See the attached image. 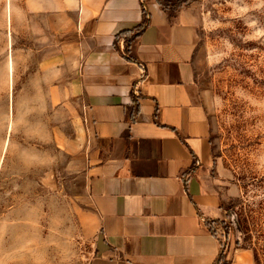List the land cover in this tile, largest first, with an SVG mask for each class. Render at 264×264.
I'll list each match as a JSON object with an SVG mask.
<instances>
[{
  "label": "crops",
  "instance_id": "1",
  "mask_svg": "<svg viewBox=\"0 0 264 264\" xmlns=\"http://www.w3.org/2000/svg\"><path fill=\"white\" fill-rule=\"evenodd\" d=\"M9 6L10 22L34 33V74L20 95L35 105L28 138L42 145L37 162L52 145V179L83 185L89 227L105 249L89 264H218L227 212L211 168L189 7L170 17L156 0ZM144 11L148 24L132 39ZM227 259L255 264L250 250L236 247Z\"/></svg>",
  "mask_w": 264,
  "mask_h": 264
},
{
  "label": "rangeland",
  "instance_id": "2",
  "mask_svg": "<svg viewBox=\"0 0 264 264\" xmlns=\"http://www.w3.org/2000/svg\"><path fill=\"white\" fill-rule=\"evenodd\" d=\"M11 1L20 0H0V264H89L96 237L83 185L52 179L59 163L52 145L37 162L42 145L28 138L35 105L21 104L20 95L34 74L35 40L10 22ZM188 7L197 85L208 98L213 178L241 227L236 240L225 213L222 249L250 250L264 264V0H191Z\"/></svg>",
  "mask_w": 264,
  "mask_h": 264
},
{
  "label": "trees",
  "instance_id": "3",
  "mask_svg": "<svg viewBox=\"0 0 264 264\" xmlns=\"http://www.w3.org/2000/svg\"><path fill=\"white\" fill-rule=\"evenodd\" d=\"M156 2L163 9V11H165L170 17H173L176 15L179 9L183 7H188L191 0H156ZM147 24H148V18L146 12L144 11L142 22L136 27V32L134 33L132 39L137 37L146 28ZM114 46L115 48H118V37H116L114 40ZM226 229H228L227 226ZM209 230L213 235L215 234L212 228H209ZM227 255H228V249L226 246V249L224 248L222 249V252L218 258V264H230V260L227 259Z\"/></svg>",
  "mask_w": 264,
  "mask_h": 264
},
{
  "label": "water",
  "instance_id": "4",
  "mask_svg": "<svg viewBox=\"0 0 264 264\" xmlns=\"http://www.w3.org/2000/svg\"><path fill=\"white\" fill-rule=\"evenodd\" d=\"M227 214H228L230 223L234 229L236 240H238L241 234V227H240L237 215L233 210H229ZM95 248L98 253V256H101L105 252V249L103 248V240H102L101 235H99L98 240L95 243Z\"/></svg>",
  "mask_w": 264,
  "mask_h": 264
}]
</instances>
